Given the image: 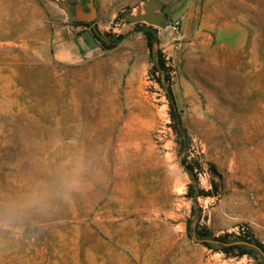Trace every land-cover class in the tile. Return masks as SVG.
<instances>
[{
    "label": "rangeland",
    "instance_id": "1",
    "mask_svg": "<svg viewBox=\"0 0 264 264\" xmlns=\"http://www.w3.org/2000/svg\"><path fill=\"white\" fill-rule=\"evenodd\" d=\"M4 2L0 264H264V0Z\"/></svg>",
    "mask_w": 264,
    "mask_h": 264
},
{
    "label": "water",
    "instance_id": "2",
    "mask_svg": "<svg viewBox=\"0 0 264 264\" xmlns=\"http://www.w3.org/2000/svg\"><path fill=\"white\" fill-rule=\"evenodd\" d=\"M89 9H90V15L89 16L85 17L81 12L78 13V15H80L84 18V22H86L88 24L94 22V20L96 18V13H95V10L93 8V0H90ZM157 9H158V7L154 3H152L151 5L148 6L146 17L139 16L138 18H131L130 20L133 22L146 21L150 24H158V22H162L161 24H163L167 21L163 15H158L157 17H155L153 15V11L157 10ZM155 48H157V46H155ZM239 244L250 246V247L256 248L257 250L261 251L259 248L255 247L249 243H239ZM262 254L264 255L263 252H262Z\"/></svg>",
    "mask_w": 264,
    "mask_h": 264
},
{
    "label": "built area",
    "instance_id": "3",
    "mask_svg": "<svg viewBox=\"0 0 264 264\" xmlns=\"http://www.w3.org/2000/svg\"><path fill=\"white\" fill-rule=\"evenodd\" d=\"M182 23L179 20H167L158 29L159 35H178L181 31Z\"/></svg>",
    "mask_w": 264,
    "mask_h": 264
},
{
    "label": "trees",
    "instance_id": "4",
    "mask_svg": "<svg viewBox=\"0 0 264 264\" xmlns=\"http://www.w3.org/2000/svg\"><path fill=\"white\" fill-rule=\"evenodd\" d=\"M145 34H146L147 38L149 39L150 43H153V42H156V41H157V37H156L155 33L152 32L151 30L145 31ZM94 36H95L97 39H99V35H98L97 33H95ZM162 66H163V63H162V62L159 63V64H157V66H156V72H162V69H161ZM171 95H172V94H171ZM173 103H175V102H174V99H173ZM173 107H174V106H173ZM173 116H174L175 121H177V125H178V128H179V131H180L182 134H185V131L183 130V127H182L181 121H180V119H179V118L176 116V114H175V110H174V112H173Z\"/></svg>",
    "mask_w": 264,
    "mask_h": 264
},
{
    "label": "crops",
    "instance_id": "5",
    "mask_svg": "<svg viewBox=\"0 0 264 264\" xmlns=\"http://www.w3.org/2000/svg\"><path fill=\"white\" fill-rule=\"evenodd\" d=\"M185 3V1H184ZM182 3L181 5H170L169 9L167 10V14L171 16V20H179V15L182 12Z\"/></svg>",
    "mask_w": 264,
    "mask_h": 264
},
{
    "label": "bare ground",
    "instance_id": "6",
    "mask_svg": "<svg viewBox=\"0 0 264 264\" xmlns=\"http://www.w3.org/2000/svg\"><path fill=\"white\" fill-rule=\"evenodd\" d=\"M9 13H10V11H9L8 5L4 2V0H0V27L5 25L3 22V20H4L3 18L8 16Z\"/></svg>",
    "mask_w": 264,
    "mask_h": 264
}]
</instances>
